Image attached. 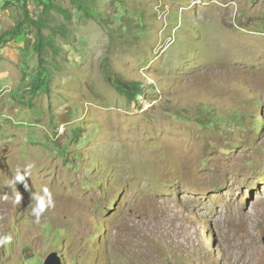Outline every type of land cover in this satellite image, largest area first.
<instances>
[{"label": "rangeland", "instance_id": "374dc122", "mask_svg": "<svg viewBox=\"0 0 264 264\" xmlns=\"http://www.w3.org/2000/svg\"><path fill=\"white\" fill-rule=\"evenodd\" d=\"M84 1H52L33 99L35 35L1 40L21 4L0 2V264H264V0Z\"/></svg>", "mask_w": 264, "mask_h": 264}, {"label": "trees", "instance_id": "16d2710c", "mask_svg": "<svg viewBox=\"0 0 264 264\" xmlns=\"http://www.w3.org/2000/svg\"><path fill=\"white\" fill-rule=\"evenodd\" d=\"M44 4L45 9L43 15L37 19H34L30 14L29 1L28 0H17L20 5V16L14 27L6 32L2 37L15 39L23 34L33 33L35 35V40L33 43L34 53L37 55L38 63L36 69V75L31 83L23 88H29V93L32 99L39 96L42 92L50 90L52 84V79L55 76L54 67L51 60L56 58L58 55L59 47L57 45V35L58 31L50 29V20L47 17L50 13V7L55 8L53 5V0H37ZM71 3L76 7L77 10L82 11L86 14H90L91 8L84 0H71ZM7 4H13L9 1ZM50 29L51 34H47L46 30ZM57 32V33H56ZM26 76V75H25ZM27 78V76H26ZM26 78L23 79V83L26 84ZM114 86L121 93L125 94L130 100H134L136 96L142 95L143 91L141 89V84L131 81H115ZM29 101V99H28ZM33 106L32 102L28 103V106Z\"/></svg>", "mask_w": 264, "mask_h": 264}, {"label": "clouds", "instance_id": "9594fccd", "mask_svg": "<svg viewBox=\"0 0 264 264\" xmlns=\"http://www.w3.org/2000/svg\"><path fill=\"white\" fill-rule=\"evenodd\" d=\"M61 131H63V127L61 126ZM30 169L31 165H28L23 171L17 170L15 176L13 177L12 183H24L25 187H28L27 178L30 177ZM14 202L15 204L19 205L22 201V196L19 192L15 194ZM7 198V195H5ZM32 200L34 201V207H32V216L35 217V222L39 223L41 217L45 215L50 209L55 208V201L53 199L52 193L47 187L42 189V194L34 193L32 196ZM11 242L10 235H3L0 236V245H4Z\"/></svg>", "mask_w": 264, "mask_h": 264}, {"label": "water", "instance_id": "95a60500", "mask_svg": "<svg viewBox=\"0 0 264 264\" xmlns=\"http://www.w3.org/2000/svg\"><path fill=\"white\" fill-rule=\"evenodd\" d=\"M45 264H65V258L62 254L52 253L47 257Z\"/></svg>", "mask_w": 264, "mask_h": 264}, {"label": "crops", "instance_id": "0c3cea01", "mask_svg": "<svg viewBox=\"0 0 264 264\" xmlns=\"http://www.w3.org/2000/svg\"><path fill=\"white\" fill-rule=\"evenodd\" d=\"M0 2H1V0H0Z\"/></svg>", "mask_w": 264, "mask_h": 264}, {"label": "bare ground", "instance_id": "6f19581e", "mask_svg": "<svg viewBox=\"0 0 264 264\" xmlns=\"http://www.w3.org/2000/svg\"><path fill=\"white\" fill-rule=\"evenodd\" d=\"M159 190V189H158Z\"/></svg>", "mask_w": 264, "mask_h": 264}]
</instances>
